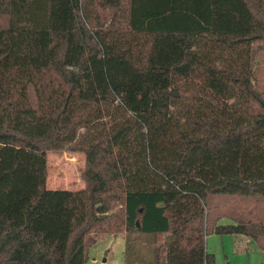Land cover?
Listing matches in <instances>:
<instances>
[{"label": "trees", "instance_id": "obj_1", "mask_svg": "<svg viewBox=\"0 0 264 264\" xmlns=\"http://www.w3.org/2000/svg\"><path fill=\"white\" fill-rule=\"evenodd\" d=\"M68 151L82 187L47 188ZM120 233L124 264L264 252V0H0V264Z\"/></svg>", "mask_w": 264, "mask_h": 264}, {"label": "rangeland", "instance_id": "obj_2", "mask_svg": "<svg viewBox=\"0 0 264 264\" xmlns=\"http://www.w3.org/2000/svg\"><path fill=\"white\" fill-rule=\"evenodd\" d=\"M84 165L80 152L47 154L46 186L49 189H78L83 182L79 169ZM229 222L223 219L221 223ZM207 250L214 255L215 264H264V252L242 235L209 234L205 237ZM124 233L105 234L88 249L85 264H124ZM105 259V261H103Z\"/></svg>", "mask_w": 264, "mask_h": 264}, {"label": "crops", "instance_id": "obj_3", "mask_svg": "<svg viewBox=\"0 0 264 264\" xmlns=\"http://www.w3.org/2000/svg\"><path fill=\"white\" fill-rule=\"evenodd\" d=\"M244 240H246V241L248 240V241H249V239H248L247 237H244ZM249 242H250V241H249ZM206 248H207V247H206ZM103 261H105V259H104Z\"/></svg>", "mask_w": 264, "mask_h": 264}, {"label": "water", "instance_id": "obj_4", "mask_svg": "<svg viewBox=\"0 0 264 264\" xmlns=\"http://www.w3.org/2000/svg\"><path fill=\"white\" fill-rule=\"evenodd\" d=\"M137 224H138V222H137Z\"/></svg>", "mask_w": 264, "mask_h": 264}]
</instances>
